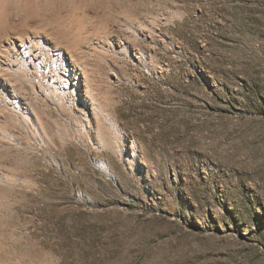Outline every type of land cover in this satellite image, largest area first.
Returning a JSON list of instances; mask_svg holds the SVG:
<instances>
[{
	"label": "rangeland",
	"instance_id": "rangeland-1",
	"mask_svg": "<svg viewBox=\"0 0 264 264\" xmlns=\"http://www.w3.org/2000/svg\"><path fill=\"white\" fill-rule=\"evenodd\" d=\"M28 2L87 74L0 73V264H264V0Z\"/></svg>",
	"mask_w": 264,
	"mask_h": 264
},
{
	"label": "bare ground",
	"instance_id": "bare-ground-1",
	"mask_svg": "<svg viewBox=\"0 0 264 264\" xmlns=\"http://www.w3.org/2000/svg\"><path fill=\"white\" fill-rule=\"evenodd\" d=\"M24 1L0 0V73L10 72L13 76H19V73L23 72L26 76H30L43 69L58 68V63L60 62V66L68 76H74L78 80H81L82 75L85 77L87 74L85 71L87 70L82 67L83 63L80 60L81 56L78 55L79 52L75 53L73 45L69 44L71 41L69 42L68 40V43L66 42L67 45L69 44L67 49L57 45L51 50L43 44V35L34 31L35 24H33V21H36L35 19L37 18L36 10L31 4L29 5V2L25 4L26 2L24 3ZM41 15L45 17L47 15L46 10L44 14L42 11ZM39 17L40 14L38 15ZM154 32H150L151 34L147 33V37L156 43L160 39L157 37L160 36L157 33L154 35ZM126 43L124 39L117 40L115 46L126 50L128 47ZM96 47L98 46L96 45ZM144 53L139 51L140 57L138 58H144L146 55ZM68 60L71 61V65H68ZM55 79V77H52L53 81ZM14 105L16 106L17 102Z\"/></svg>",
	"mask_w": 264,
	"mask_h": 264
}]
</instances>
